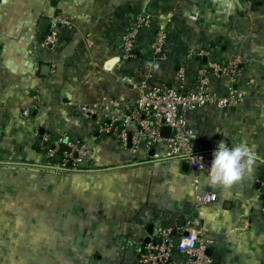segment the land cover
I'll return each mask as SVG.
<instances>
[{"label": "crops", "instance_id": "0c3cea01", "mask_svg": "<svg viewBox=\"0 0 264 264\" xmlns=\"http://www.w3.org/2000/svg\"><path fill=\"white\" fill-rule=\"evenodd\" d=\"M239 3L0 0V264H139L150 226V243L165 230L178 238L197 227L210 264H264V0ZM140 17L149 21L136 56L126 59L123 38ZM62 19L68 25L59 26L52 54L45 39ZM42 20L50 21L48 32ZM158 32L164 59L153 54ZM235 62L241 76L234 86L244 99L187 115L194 148L211 159L221 140L254 148L253 171L231 188L210 184L208 172H185L183 161L134 153L100 131L129 114L140 86L194 90L200 69ZM231 84L212 77L209 89L225 93ZM83 106L95 114L83 116ZM60 141L86 146V171L59 173L46 164L45 150ZM205 193L218 198L201 204ZM246 215L251 229L240 231Z\"/></svg>", "mask_w": 264, "mask_h": 264}, {"label": "built area", "instance_id": "2783aa9c", "mask_svg": "<svg viewBox=\"0 0 264 264\" xmlns=\"http://www.w3.org/2000/svg\"><path fill=\"white\" fill-rule=\"evenodd\" d=\"M148 19L140 17L123 38V52L126 59L136 56L134 43L138 32L148 24ZM68 25V21L62 19L59 24H54L46 39L45 47L55 54L60 45L59 26ZM165 36L158 32L153 43V54L164 59ZM239 63L229 65L212 64L210 68H202L198 71L199 84L197 89L189 91H177L171 87L147 88L145 85L139 87V94L135 106L129 114L123 117L110 118L100 128V131L116 135L122 142L124 148L132 152L139 150L149 154L154 151L153 159L180 160L187 162L190 168L202 172H208L212 159L201 149L194 148L195 134L188 126L187 115L206 106L212 105L220 109H229L236 106L244 99L242 92L234 86L237 78L241 76ZM181 74L184 75L183 71ZM221 75L228 77L233 84L225 93L210 90L211 78ZM28 109L23 111L24 116H29ZM81 114L91 117L95 111L88 106L81 108ZM170 128L169 137L162 136V129ZM129 134H131V146H129ZM44 138V142H48ZM60 141L50 145L44 154L45 162L56 172L65 171L69 167L79 169L89 152L84 145L69 143V150L62 152ZM62 154V156L60 155ZM60 160L54 163L57 157ZM259 194L263 200L264 214V175L260 177ZM218 196L215 193L199 195L197 200L201 204L214 203ZM240 231H249L251 223L249 216H242L238 225ZM170 230L161 234L160 244L143 243V250L139 255V264H210L207 254V245L202 237V232L197 227H186L178 238L171 235ZM187 234L186 236L184 234Z\"/></svg>", "mask_w": 264, "mask_h": 264}, {"label": "clouds", "instance_id": "9594fccd", "mask_svg": "<svg viewBox=\"0 0 264 264\" xmlns=\"http://www.w3.org/2000/svg\"><path fill=\"white\" fill-rule=\"evenodd\" d=\"M213 159L208 169V181L225 189L240 182L250 174L256 164L254 148L247 141L238 142L231 147L221 140L212 153Z\"/></svg>", "mask_w": 264, "mask_h": 264}, {"label": "water", "instance_id": "95a60500", "mask_svg": "<svg viewBox=\"0 0 264 264\" xmlns=\"http://www.w3.org/2000/svg\"><path fill=\"white\" fill-rule=\"evenodd\" d=\"M235 2L237 3V4H240L239 3V0H235ZM49 25H50V21L49 20H42V22H41V30L42 31H44V32H48V29H49ZM194 60H196V61H201V60H203V62H206L207 61V58L206 57H201V56H199V55H196V56H194ZM49 67H47V69H48ZM170 128H168V127H164L163 129H162V136H164V137H169V135H170ZM129 146H131V134H129ZM149 156L150 157H153L154 156V151L152 150L150 153H149ZM57 159V161H59V157H57L56 158ZM183 170L185 171V172H188L189 171V169H190V166H189V164L187 163V162H183ZM38 169L39 168H31V170H33V171H38ZM147 233H148V237L146 238V240H145V242L147 243V244H149L150 243V240H151V236L153 235V230H152V226H150L149 227V230L147 231ZM175 235V234H174ZM185 236L187 235L186 233L184 234ZM154 236H158V234H155ZM158 244H160V240H159V242H158ZM207 253L209 254L210 253V250H208L207 251Z\"/></svg>", "mask_w": 264, "mask_h": 264}, {"label": "trees", "instance_id": "16d2710c", "mask_svg": "<svg viewBox=\"0 0 264 264\" xmlns=\"http://www.w3.org/2000/svg\"><path fill=\"white\" fill-rule=\"evenodd\" d=\"M62 152H64L65 150H69V147H68V143L67 144H65V143H63V145H62ZM61 156H62V154H60ZM61 156H59V158L61 157ZM60 160V159H59ZM59 161H57V159L54 161V163L55 164H57ZM84 171H86V168H83V167H81V168H79V169H73V168H71V167H69L68 169H66L63 173H72V172H84Z\"/></svg>", "mask_w": 264, "mask_h": 264}, {"label": "rangeland", "instance_id": "374dc122", "mask_svg": "<svg viewBox=\"0 0 264 264\" xmlns=\"http://www.w3.org/2000/svg\"><path fill=\"white\" fill-rule=\"evenodd\" d=\"M60 172H64V171H60ZM60 172H59V173H60Z\"/></svg>", "mask_w": 264, "mask_h": 264}]
</instances>
